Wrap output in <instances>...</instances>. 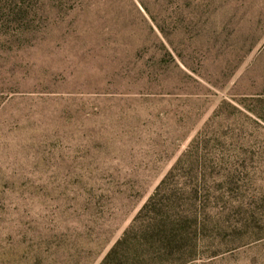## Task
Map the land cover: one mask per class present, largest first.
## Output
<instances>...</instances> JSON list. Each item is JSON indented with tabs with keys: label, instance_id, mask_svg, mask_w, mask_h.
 Here are the masks:
<instances>
[{
	"label": "rangeland",
	"instance_id": "1",
	"mask_svg": "<svg viewBox=\"0 0 264 264\" xmlns=\"http://www.w3.org/2000/svg\"><path fill=\"white\" fill-rule=\"evenodd\" d=\"M123 235L109 264H264V0H0V264Z\"/></svg>",
	"mask_w": 264,
	"mask_h": 264
},
{
	"label": "trees",
	"instance_id": "2",
	"mask_svg": "<svg viewBox=\"0 0 264 264\" xmlns=\"http://www.w3.org/2000/svg\"><path fill=\"white\" fill-rule=\"evenodd\" d=\"M146 239H150L152 237H154V235H145ZM128 237L129 235H123L122 238H120L115 244L114 246L111 248V250L108 252V254L105 256V258L103 259L101 264H109L112 261L115 260H120L119 262H121V259L118 257V249L119 247H121L122 245L127 244L128 242Z\"/></svg>",
	"mask_w": 264,
	"mask_h": 264
}]
</instances>
